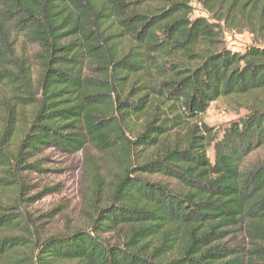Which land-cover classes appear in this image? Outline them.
Returning a JSON list of instances; mask_svg holds the SVG:
<instances>
[{"label": "trees", "instance_id": "obj_1", "mask_svg": "<svg viewBox=\"0 0 264 264\" xmlns=\"http://www.w3.org/2000/svg\"><path fill=\"white\" fill-rule=\"evenodd\" d=\"M191 1L0 0V189L19 195L48 147L89 144L120 167L89 229L36 243L32 264H264V161L246 163L264 104L221 131L204 121L220 97L264 100V44L232 51L219 24L244 19L264 40V0H203L214 21ZM13 209L0 204V255L27 245Z\"/></svg>", "mask_w": 264, "mask_h": 264}, {"label": "rangeland", "instance_id": "obj_2", "mask_svg": "<svg viewBox=\"0 0 264 264\" xmlns=\"http://www.w3.org/2000/svg\"><path fill=\"white\" fill-rule=\"evenodd\" d=\"M202 1H191V16H203L214 21ZM219 24L225 27L223 43L232 51H243L250 44H264L262 33L254 30V24H246L244 19ZM34 49L33 46L26 48L25 54L33 53ZM32 66V78L36 79L38 69L34 63ZM5 95V87L0 85V103ZM260 96L248 94L220 97L209 104L204 121L221 131L230 121L246 115L258 104H264V100L259 99ZM19 138L17 136L15 141H19ZM208 155L212 157L211 148L208 149ZM114 158V154L100 152L87 144L74 152L43 148L35 157L28 159L25 163L34 166L19 171L16 177L21 186L20 194L18 195L14 187L0 189V204L14 207L13 211L18 212L22 219L21 226L10 229L9 233L11 236L20 237L27 245L8 255H0V264H32L31 249L36 243L50 236L66 235L82 228L89 229L90 220L94 216L91 205H103L107 197V187L120 170ZM262 161L264 145L246 158L247 164ZM131 166L134 168L131 171L133 176L174 185L173 181L159 175L142 173L136 169L135 162ZM97 183L100 184L101 191L95 195ZM114 236V233L100 235L111 242H114Z\"/></svg>", "mask_w": 264, "mask_h": 264}]
</instances>
